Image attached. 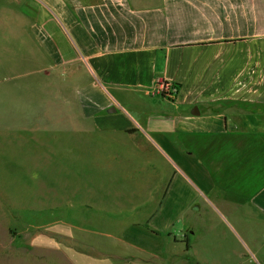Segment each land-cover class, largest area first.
<instances>
[{
    "label": "crops",
    "instance_id": "0c3cea01",
    "mask_svg": "<svg viewBox=\"0 0 264 264\" xmlns=\"http://www.w3.org/2000/svg\"><path fill=\"white\" fill-rule=\"evenodd\" d=\"M4 1L18 4L26 21L19 38L41 74L71 83L83 121H71L70 129L89 146L93 131L98 147L124 143L132 161L158 155L166 165L162 206H141L124 226L149 244L131 245L129 264H208L200 250L246 264L237 243L260 252L264 0ZM158 82L177 86L173 99L155 93ZM148 196L140 204H150ZM156 218L158 234L145 227ZM175 221L186 235L172 243L164 232ZM170 244L184 249L175 256Z\"/></svg>",
    "mask_w": 264,
    "mask_h": 264
},
{
    "label": "rangeland",
    "instance_id": "374dc122",
    "mask_svg": "<svg viewBox=\"0 0 264 264\" xmlns=\"http://www.w3.org/2000/svg\"><path fill=\"white\" fill-rule=\"evenodd\" d=\"M18 7L0 0V264H129L131 245L146 250L149 244L124 226L141 206H162L158 185L166 165L158 155L132 161L124 143L98 147L93 131L89 146L87 137L70 129L71 121H83L67 90L71 83L41 74L31 46L19 38L26 21ZM149 194L150 204H140ZM181 225L175 221L166 239L181 240ZM145 227L163 230L157 218ZM242 246L246 264H264V243L260 252L242 243L236 248ZM169 249L178 256L184 245ZM200 251L208 264H226Z\"/></svg>",
    "mask_w": 264,
    "mask_h": 264
},
{
    "label": "built area",
    "instance_id": "2783aa9c",
    "mask_svg": "<svg viewBox=\"0 0 264 264\" xmlns=\"http://www.w3.org/2000/svg\"><path fill=\"white\" fill-rule=\"evenodd\" d=\"M178 91L177 86L168 82H158L155 87V93L173 99Z\"/></svg>",
    "mask_w": 264,
    "mask_h": 264
}]
</instances>
